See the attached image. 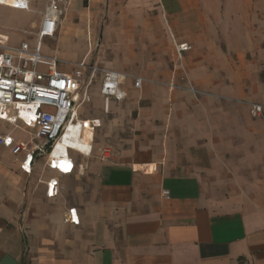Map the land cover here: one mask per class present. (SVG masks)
I'll use <instances>...</instances> for the list:
<instances>
[{
    "label": "crops",
    "instance_id": "0c3cea01",
    "mask_svg": "<svg viewBox=\"0 0 264 264\" xmlns=\"http://www.w3.org/2000/svg\"><path fill=\"white\" fill-rule=\"evenodd\" d=\"M130 1L133 19L104 34L122 60L110 70L264 104V0ZM180 45L190 47L181 56ZM129 83L121 102L135 111L133 133L113 159L95 152L96 130L82 140L89 158L70 153V175L46 159L27 175L25 154L0 147V264H264V115ZM36 135L0 121L16 144ZM72 209L78 226L65 221Z\"/></svg>",
    "mask_w": 264,
    "mask_h": 264
},
{
    "label": "built area",
    "instance_id": "2783aa9c",
    "mask_svg": "<svg viewBox=\"0 0 264 264\" xmlns=\"http://www.w3.org/2000/svg\"><path fill=\"white\" fill-rule=\"evenodd\" d=\"M20 1V4L10 7L0 0V6L23 12L30 11L32 1ZM71 4L72 0H47L37 42H21L14 46L0 42V121L12 125L22 122L28 127L36 128L35 139L39 140V143L34 144H16L11 136H2L0 147L10 148L15 157L25 154L21 169L27 175L33 174V165L37 159H46V167L60 175H70L76 171L71 152H77L86 158L91 156L94 146L89 141L91 147L88 154L71 147H67L66 152L58 156L54 155V151L72 126L81 127L82 140H85L86 132H94L102 127L100 119L81 120L79 112L83 105L92 100L90 87L97 73L102 76L101 96L104 97V111L107 113L113 101H123L127 98L123 90L126 80H132L135 89L139 90L145 84L142 78L129 77L107 68H97L88 63L86 58L74 64L78 68L89 70V78L85 82L61 71L59 66L62 60L59 56L43 53L44 40L55 38L59 22L67 14ZM189 48L187 45H180L176 47V51L181 56ZM190 91L195 95L205 93L194 88ZM248 106L252 116L263 115L264 104L248 103ZM85 121L89 123V131ZM106 152L102 154L104 159L111 156ZM46 186L47 198L59 195L60 185L56 179H50ZM163 195L169 197V192L164 191ZM65 221L74 226L79 225L75 209L67 212Z\"/></svg>",
    "mask_w": 264,
    "mask_h": 264
},
{
    "label": "rangeland",
    "instance_id": "374dc122",
    "mask_svg": "<svg viewBox=\"0 0 264 264\" xmlns=\"http://www.w3.org/2000/svg\"><path fill=\"white\" fill-rule=\"evenodd\" d=\"M13 3V0H3ZM47 0H32L30 11L23 12L9 7L0 6V42L8 45H17L21 42L31 43L37 42V35L40 30L42 14ZM130 0H72L70 8L67 10L60 22L57 35L53 39L46 38L43 45V53L45 55L59 56L62 63L59 69L66 72L72 77L81 78L87 82L89 78V70H84L74 66L75 63H80L85 58L87 62L93 64L97 68H108L107 65L122 61L115 53V38L112 37V42H107L105 31L108 28L115 27V23L128 22L133 19L129 15ZM68 30L69 33L57 40L61 30ZM141 34L135 35L139 40ZM137 43V42H136ZM129 48L133 43H126ZM137 46V45H135ZM109 48V50H107ZM135 52H138L137 50ZM120 71L123 68L116 67ZM127 75V74H126ZM129 77L134 75H128ZM145 81L144 86L154 85L163 86L170 91H182L192 94L196 99L204 98L221 99L229 103H236L249 110L246 101L236 97H230L222 94L205 92L204 94H193L190 89L198 90L191 83H178L174 81L153 80L142 78ZM133 81L127 80V83ZM128 84V86L131 84ZM102 76L97 73L92 80L90 94L92 100L80 108V119L89 120L98 117L102 120V127L94 132L95 152L102 159L104 151L110 154L109 159L115 156L113 150L121 145L124 140L130 138L133 133L131 131V121L135 117V111L129 105L121 101H113L109 107V112L104 111V97L101 96ZM200 91V90H198ZM259 104V103H258ZM262 105V104H261ZM251 114V113H250ZM264 115V113H263ZM263 115L261 117H263ZM89 131V130H88ZM93 132H86V136L90 137ZM19 136H23L21 132H17ZM72 148H75L74 146ZM88 152V150H87ZM65 153V149L61 148L57 154ZM74 155L73 152H71ZM106 160L108 158H105ZM104 159V160H105Z\"/></svg>",
    "mask_w": 264,
    "mask_h": 264
},
{
    "label": "bare ground",
    "instance_id": "6f19581e",
    "mask_svg": "<svg viewBox=\"0 0 264 264\" xmlns=\"http://www.w3.org/2000/svg\"><path fill=\"white\" fill-rule=\"evenodd\" d=\"M20 3H21L20 0H13L11 7L13 5H18ZM80 132H81V127L79 125L72 126L70 128V131L60 140L59 145L56 147V149L54 151V155L58 156L59 154H57V152L61 148L65 149V152H66L67 147L72 148L73 146L75 147L73 149H77L84 154H88L91 146L90 147L89 146L84 147V142L80 138ZM84 150H88V152L85 153Z\"/></svg>",
    "mask_w": 264,
    "mask_h": 264
}]
</instances>
